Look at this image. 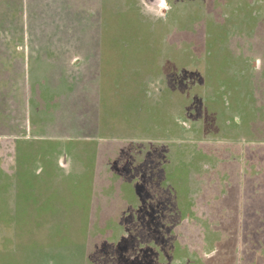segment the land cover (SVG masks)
Listing matches in <instances>:
<instances>
[{
  "label": "rangeland",
  "instance_id": "374dc122",
  "mask_svg": "<svg viewBox=\"0 0 264 264\" xmlns=\"http://www.w3.org/2000/svg\"><path fill=\"white\" fill-rule=\"evenodd\" d=\"M60 1L51 2L57 24L47 28L33 26L32 2L24 13L9 12V22L17 25L9 30L2 25L8 15L0 11V54H122V73L109 68L99 79V91L94 83L84 90L78 84L74 90L71 75L63 70L57 75L63 87L52 96L41 91L44 99L36 100L26 91L35 78L33 59L18 81L20 63L12 76L11 65L0 55V142L11 139L6 136L25 138H16L22 153L18 148V154L0 155V172L8 165L13 181L0 198V264H149L146 258L184 264L186 260L173 258L177 251L162 253L154 243L166 238L171 246L178 239L172 219L164 220L168 235L156 228L146 231L134 213L139 202L136 180L127 181L123 174L129 175L131 161L144 158L147 165L148 157L155 163L162 152L166 192L153 187L150 195L179 198L186 175L182 162L193 156L189 153L197 157L188 176L196 192L220 162L219 155L242 162L248 144L259 151L264 170V0H168L171 10L164 19L150 12L156 0H81L82 6L80 0H66V24L57 20ZM45 35L53 42H41ZM131 54L144 55L132 59ZM16 99H24V105L13 103ZM35 101L42 106L39 112ZM21 119L23 133L17 130ZM94 156L104 164L98 167ZM225 166L218 169L219 176ZM88 171L92 193L88 205L80 206L73 203L76 192L67 176ZM197 226L209 227L207 219L198 220ZM180 236L184 249L190 248L188 237ZM211 236L205 238L210 250L198 249V238L197 249L184 251L186 258L200 262L217 253L226 262L235 254L234 260L250 257L253 264H264V249L245 251L237 236L238 243L228 239L215 251L217 240L223 242L227 235Z\"/></svg>",
  "mask_w": 264,
  "mask_h": 264
},
{
  "label": "crops",
  "instance_id": "0c3cea01",
  "mask_svg": "<svg viewBox=\"0 0 264 264\" xmlns=\"http://www.w3.org/2000/svg\"><path fill=\"white\" fill-rule=\"evenodd\" d=\"M30 2L33 3V26L34 25H44L43 28L50 27L51 25H56L57 22L55 20L56 18V11L52 8V0H0V11L6 12L8 15L7 20H2V25L5 26V29H8L11 27V25L17 26L13 21L9 22V12L11 11H18V12H25V9L27 8V5L30 4ZM69 2L66 0H61L59 5V17L57 20L62 23H65L68 18H65V15L68 13V6ZM83 3L80 0V6H82ZM47 12V13H46ZM45 13L46 16L43 18L44 22H39L40 16ZM63 18V19H62ZM36 20V22H35ZM61 23V24H62ZM66 24V23H65ZM55 27V26H54ZM12 31V30H11ZM15 38V37H14ZM42 41H49L50 43L52 41V37H48L45 35ZM4 57L1 58L2 62L4 58L9 62L12 68L9 70V74L14 76L15 70L17 68V62L20 63V67H18L19 71L17 73L18 81L20 79L21 74L25 76V74L28 73L29 70V63L31 58L33 59V67H34V76L35 78L32 79V82L28 83V87H26L27 95L30 97H33L34 99H44L41 91H48V94L52 96L54 91L57 88L63 87V80L61 78H58L57 75L63 73L66 74L68 78H70V75L72 78H70L71 84L73 86H70L74 90L78 86V84L81 86L80 90H84V88L91 83L97 82V84H92V87H95L100 90L99 86V79L105 75L109 70V68H112V71L116 75H121L122 69H120L121 65V55L122 54H0ZM24 55H27V57H24ZM134 56L132 59H138V55H144V54H131ZM40 56V57H39ZM15 61V62H13ZM239 65H241L240 61H237ZM3 64V63H2ZM238 66V65H237ZM72 70V73L77 72V75H80V78L72 73H70V70ZM81 70V71H79ZM142 73H146L143 72ZM239 74V72H238ZM87 75L86 79L84 77ZM230 78L231 73L229 72L227 74ZM90 76V78H89ZM239 77V76H238ZM242 79V77L237 78ZM239 82V81H238ZM243 81H240V86ZM18 84V83H17ZM238 84V83H236ZM21 85H24V83ZM239 85V84H238ZM68 89H71V88ZM83 88V89H82ZM53 89V90H52ZM22 95L24 98V88L22 87ZM220 88L216 89V91ZM73 91V90H72ZM32 92L38 95L36 97L34 94L32 95ZM21 95V96H22ZM100 98V97H99ZM19 99L13 100L14 103ZM19 104L21 106L24 105V99L19 100ZM18 101V102H19ZM12 102H9L11 104ZM17 102V103H18ZM39 102V101H38ZM30 100V105L31 104ZM38 105V107H37ZM11 106V105H10ZM20 106V107H21ZM37 112L42 110V106L36 104L35 101V107ZM44 110V109H43ZM50 112H53V108H49ZM24 110H22V113ZM34 113V112H33ZM35 116L34 114H32ZM23 116V115H22ZM21 122L23 123V120L21 119ZM32 122L35 123V119L32 118ZM24 125V127H23ZM20 128V129H19ZM17 130H20L21 133L25 131V124H21ZM4 137V136H3ZM5 138V137H4ZM11 138L6 139V142H0V155L4 156L7 154H18L17 151L22 153V147L20 144L22 142L17 143L16 138H22V136L17 137H7ZM251 144H248L246 147H244V155L245 158L242 162H236L232 161L231 159L229 161H225L226 156L225 155H219L220 162H218L215 167L213 166L211 168V173L209 174V177L205 179V185L203 186L202 190H197L196 192L193 191L191 183H189V177L192 173V169L194 166V163L196 164L197 157L195 158L194 153H189V155H193L190 159L186 160V162H182L183 166V174H186L183 178L184 183L182 185V192L184 194L182 197L179 196V198H176L177 196H174V199H172L173 202H175V205H173L172 208L167 209V207L163 208L159 204L162 202V199L160 197L158 199L153 198V196L150 195L151 189L156 188L157 185L152 183V180L154 175H165L164 172H161V170L165 171L164 161H163V154L162 152H159L160 155L155 158V165L153 166V162L149 163V159L147 157V165L145 164L144 158H142L141 163L140 162H131L132 168L129 166V174L132 176H129L127 174H123L124 178L127 179V181L136 180L135 189L138 195V204L134 208V213L137 212L138 217L139 213L142 211H147L148 216L150 214V217L152 216V209L156 207L158 204L160 207L159 214L157 213V217L160 219V231L163 232V235H168V225L165 224L164 220L171 218L173 221L174 226H172L171 230L174 231V234L178 237L174 243H172L171 246H169V240L166 238L163 239H157L154 243H156V246L159 248H155L160 250V252L165 253L169 249L177 251V254L173 256V258H178L179 260H186V262H183L184 264H239L245 262V264H253V260L250 257H247V260H234L233 256L235 254L231 255V258H227L225 260L226 262H222L220 258L218 259L219 254H214L213 257L209 256L208 259H203L202 261L198 260H192L189 258H186L187 255L184 251L186 250H193L198 248V238H200L199 248L200 249L203 246L204 250H210L209 242L205 244V238L207 237L212 238L211 235H227L225 240L221 242L217 240L215 243V251L216 249H220L221 243H227V240L230 239L231 243H233L235 240L238 243L239 237V246L245 245L247 248H245V251L247 250H258V249H264V177L261 178L259 175L261 173H264L263 166L258 163L257 160V153L259 151H255V148L253 146H250ZM19 148V149H18ZM10 152V153H7ZM150 153V161L152 157V152ZM256 154V155H255ZM97 155V153H96ZM64 155H61L59 158H63ZM95 158L98 157L94 156ZM1 158V157H0ZM3 158V157H2ZM160 162H158V160ZM165 160V158H164ZM60 164V163H59ZM100 167L101 164L99 162ZM144 165L145 173L140 172V168H143L141 166ZM226 165V166H225ZM6 166L3 165V169L0 172L4 173L3 176L5 177L3 181H0V185L2 186V191H0V198L2 199V195L7 191L8 188L11 187L13 184V181L10 178V175L8 174V170H6ZM161 166V168H160ZM225 166V169H222L220 172V176L218 174V169ZM115 168V166H113ZM253 167L255 168V174H250L249 169ZM93 170L99 172V170L95 168H92ZM100 169V168H99ZM102 171V169H101ZM92 172V170H91ZM138 173L140 175L138 176ZM160 173V174H159ZM98 174V173H96ZM17 176V173H16ZM75 176V175H74ZM72 176L71 174L67 176V178L70 180V187L76 192V195L74 197L76 204H80V206H86L88 205L91 197V192H89V188H91V181H94L89 176V171L84 172V174L80 175V177ZM189 176V177H188ZM212 176V177H211ZM137 177H140V180L137 181ZM1 179V178H0ZM166 179L163 184H160L158 186L162 190V194L164 193L165 189H163V186H165ZM36 185V184H35ZM157 189V188H156ZM224 189V191H223ZM177 192V190H176ZM181 192V191H180ZM224 192V193H223ZM5 197L3 198L2 202L4 203ZM53 200V206L54 210L57 209V200L55 198H52ZM1 202V201H0ZM210 203V206L209 204ZM213 203V204H212ZM201 204V208L199 207ZM246 204H250L251 206L255 204V207H253L252 211H248L246 208ZM218 208L219 210H215L214 212L211 211L212 208ZM204 209L205 211H202ZM208 209V212L206 211ZM215 213V214H214ZM200 219H207L209 227H202L200 228L197 226L198 220ZM162 220V222H161ZM192 223V224H191ZM217 223H219V226H217ZM191 224V225H190ZM152 229V227H151ZM150 229V230H151ZM159 231V232H160ZM219 231V232H218ZM170 233V232H169ZM172 233V232H171ZM180 235H185V237H188L189 242L186 244H190V248L184 249L185 240L184 237L181 238ZM203 236V237H202ZM243 236V237H241ZM246 236V237H245ZM251 236V237H250ZM252 236H254L256 239H252ZM263 236V237H261ZM217 237V236H216ZM238 246V247H239ZM186 248V246H185ZM235 249V247H233ZM232 249V250H233ZM183 251V255L181 254ZM196 251V250H194ZM219 251V250H218ZM244 251V249H243ZM181 252V253H180ZM251 255H254L253 252L250 253ZM190 256V255H189ZM216 257V258H215ZM172 258V259H173ZM180 258V259H179ZM170 259V256L169 258ZM146 262L149 264H158V260L155 259H148L146 258ZM199 262V263H198ZM172 262L169 261L166 264H171Z\"/></svg>",
  "mask_w": 264,
  "mask_h": 264
},
{
  "label": "trees",
  "instance_id": "16d2710c",
  "mask_svg": "<svg viewBox=\"0 0 264 264\" xmlns=\"http://www.w3.org/2000/svg\"><path fill=\"white\" fill-rule=\"evenodd\" d=\"M131 162L128 166H132ZM153 165H155V163H153ZM141 167H143V168H140L141 169L140 172L145 173L144 166H141ZM153 175H154V177H153L154 180H152V183L157 185L156 188L160 189L158 186H160V184L164 183L167 176L155 175V174H153ZM130 176H132V175H130ZM165 192L166 191H164V193ZM160 199H162V202L159 205L162 206L163 208L167 207V209H170L173 207V205H175V202H173L172 199L170 198V196H167L166 194H164L163 197ZM159 205L157 204L156 207L154 209H152L153 211H152L151 217H150V214L148 216V212L145 210L142 211L141 213H139L140 219H142L144 221V225H145L144 228L146 231L150 230L151 227H152V230H153V228L160 229V219L157 217L158 216L157 213L159 214V211H160ZM253 207H255V204H253L252 206L250 204L249 205L246 204V208L248 209V211H252Z\"/></svg>",
  "mask_w": 264,
  "mask_h": 264
},
{
  "label": "clouds",
  "instance_id": "9594fccd",
  "mask_svg": "<svg viewBox=\"0 0 264 264\" xmlns=\"http://www.w3.org/2000/svg\"><path fill=\"white\" fill-rule=\"evenodd\" d=\"M171 10V5L168 0H156V6L150 9L151 14L155 15L159 19H164L165 14ZM261 67V60H256V70L259 71Z\"/></svg>",
  "mask_w": 264,
  "mask_h": 264
}]
</instances>
